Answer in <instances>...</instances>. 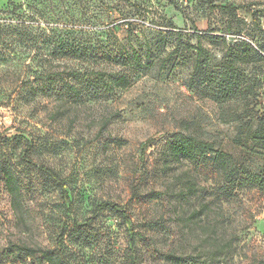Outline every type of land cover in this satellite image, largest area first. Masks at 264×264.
<instances>
[{"label": "rangeland", "instance_id": "1", "mask_svg": "<svg viewBox=\"0 0 264 264\" xmlns=\"http://www.w3.org/2000/svg\"><path fill=\"white\" fill-rule=\"evenodd\" d=\"M213 2L264 10V0ZM238 18L206 0H0V264H13L12 244L55 248L59 235L71 264H129L132 256L172 264L167 253L183 264H264L257 189L237 182L225 190L211 170L168 156L172 135L182 133L214 141L237 163L246 158L232 141L241 108L191 83L194 53L162 63L197 35L212 65L223 55L215 38L264 47L250 18ZM132 49L145 67L122 60ZM96 71L107 81L128 75L130 85L103 92ZM251 106L264 113V86ZM30 144L32 161L65 179L71 205L25 162ZM5 169L19 189L17 209ZM103 203L128 218L98 210Z\"/></svg>", "mask_w": 264, "mask_h": 264}, {"label": "trees", "instance_id": "2", "mask_svg": "<svg viewBox=\"0 0 264 264\" xmlns=\"http://www.w3.org/2000/svg\"><path fill=\"white\" fill-rule=\"evenodd\" d=\"M206 3L211 10H220L227 13L236 25L243 23V20L238 18V12H243L250 18L252 26L262 32L264 39V30L261 25V20L264 19V10L251 9L244 5L214 4L213 0H206ZM227 33H231L230 26L227 27ZM176 35L180 37L181 34ZM197 38L195 45L187 43L180 48L172 46L166 56L162 58V63L165 65L164 63L170 61L174 55L178 57L180 52L184 50L194 53L195 63L190 77L191 83H196V79H198V84L205 92L213 93L223 103L233 102L241 108L240 114L231 120L234 126L232 141L244 153L246 158L237 163L232 155L223 151L214 141L182 133L172 135L171 143L168 146V156L177 162L186 161L196 167L211 170L221 177L225 190L227 186L233 187L237 182L239 184L249 183L264 198V113L256 111L255 107L251 106L257 96V89L264 86V47H253L245 41L234 42V40H227L225 37L215 38L222 45L223 55L220 61L212 65L208 57L209 51L201 44L200 35H197ZM148 51L150 52V49ZM121 58L127 64L129 63L132 67L139 69L146 65L142 64L138 53L134 49L131 50V53L127 52V56L121 54ZM256 71L258 74H256ZM252 72L254 74L250 76L249 74ZM80 73L79 71H70V75L77 77L81 75ZM43 74L46 79L52 80L48 73L44 72ZM94 74L101 84L102 91L108 94L124 90L130 85V78L125 74H121L110 81H107L100 71H96ZM68 90L73 92L77 98L80 97L81 92L76 87L68 86ZM31 149L32 144L23 150L25 162L45 174L56 186L62 199L65 202H70L65 179L52 168L34 163L29 156ZM3 174L12 198V205L17 209L20 203V194L15 178L9 169L3 170ZM224 195L227 197L229 194L224 193ZM69 205H71V202ZM104 209L119 211L123 218H128L117 205L109 203L99 205L98 210ZM62 240L63 235H59L55 248L12 244L6 249V254L11 256L13 264L18 262L25 264L23 260H29L28 264H71L64 255ZM163 258L172 264H183L185 262L184 258L172 253L165 254ZM129 264H137L134 256L130 258Z\"/></svg>", "mask_w": 264, "mask_h": 264}]
</instances>
